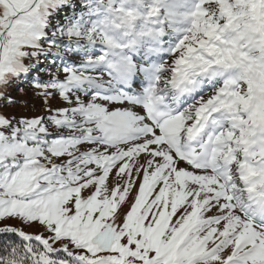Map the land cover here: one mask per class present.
I'll return each instance as SVG.
<instances>
[{
    "label": "snow or ice",
    "instance_id": "snow-or-ice-1",
    "mask_svg": "<svg viewBox=\"0 0 264 264\" xmlns=\"http://www.w3.org/2000/svg\"><path fill=\"white\" fill-rule=\"evenodd\" d=\"M0 264H264V0H0Z\"/></svg>",
    "mask_w": 264,
    "mask_h": 264
},
{
    "label": "rangeland",
    "instance_id": "rangeland-1",
    "mask_svg": "<svg viewBox=\"0 0 264 264\" xmlns=\"http://www.w3.org/2000/svg\"><path fill=\"white\" fill-rule=\"evenodd\" d=\"M42 66L48 67V64L46 62H43ZM35 74L39 75L41 78H45V79L47 78V73H45L43 71H41L39 73H35ZM18 95L23 100H30L31 101V104L35 106L32 108V111L34 113H43V107L41 106V102L38 98H35L34 91L30 85H25V91L23 93L18 94ZM7 111L9 113H18V112H27L28 109L14 106V107L9 108ZM26 230L31 231L29 229H26Z\"/></svg>",
    "mask_w": 264,
    "mask_h": 264
},
{
    "label": "trees",
    "instance_id": "trees-1",
    "mask_svg": "<svg viewBox=\"0 0 264 264\" xmlns=\"http://www.w3.org/2000/svg\"><path fill=\"white\" fill-rule=\"evenodd\" d=\"M44 61H41V64L43 63Z\"/></svg>",
    "mask_w": 264,
    "mask_h": 264
}]
</instances>
